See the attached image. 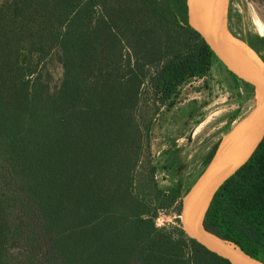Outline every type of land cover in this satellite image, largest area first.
Listing matches in <instances>:
<instances>
[{"label":"trees","instance_id":"obj_1","mask_svg":"<svg viewBox=\"0 0 264 264\" xmlns=\"http://www.w3.org/2000/svg\"><path fill=\"white\" fill-rule=\"evenodd\" d=\"M238 38L264 63V36ZM214 61L183 0H0V264H231L154 220L180 211L155 178L154 117ZM202 225L264 261V135Z\"/></svg>","mask_w":264,"mask_h":264},{"label":"rangeland","instance_id":"obj_2","mask_svg":"<svg viewBox=\"0 0 264 264\" xmlns=\"http://www.w3.org/2000/svg\"><path fill=\"white\" fill-rule=\"evenodd\" d=\"M224 1V15L221 3L211 4L212 14L234 39L242 43L238 37L248 33L264 36L262 0ZM45 67L48 83L54 88L62 76L56 54ZM224 68L214 61L206 75L192 77L179 86L174 103L160 106L151 126L149 156L156 167L155 178L161 187L177 193L180 209L182 196L204 167L211 148L248 111L261 110L253 89L234 82ZM154 220L158 227H181L180 211L175 207L159 211Z\"/></svg>","mask_w":264,"mask_h":264},{"label":"water","instance_id":"obj_3","mask_svg":"<svg viewBox=\"0 0 264 264\" xmlns=\"http://www.w3.org/2000/svg\"><path fill=\"white\" fill-rule=\"evenodd\" d=\"M188 20L213 55L238 79L250 85L261 102L260 117L231 131L216 145L209 161L181 198L180 223L184 233L231 264H264L232 241L219 238L202 225L204 213L221 183L242 165L264 135V63L242 41L234 39L212 19L197 0H183ZM244 51H241V46ZM242 49V50H243Z\"/></svg>","mask_w":264,"mask_h":264},{"label":"bare ground","instance_id":"obj_4","mask_svg":"<svg viewBox=\"0 0 264 264\" xmlns=\"http://www.w3.org/2000/svg\"><path fill=\"white\" fill-rule=\"evenodd\" d=\"M198 3L202 6V8H204L209 16L214 19L215 21H217L219 23V21L216 19V17L212 14V10H211V4H222V11H223V15H224V12H225V6H224V3L225 1L224 0H197ZM258 24V23H257ZM220 25V23H219ZM259 25V24H258ZM221 26V25H220ZM222 27V26H221ZM223 28V27H222ZM241 46V45H240ZM242 47V46H241ZM243 47L241 48V51H244ZM260 114H261V110H257V109H254V110H250L248 111L239 121L238 123L236 124V126L234 127L233 131H236L240 128H243L247 125H250L251 123H253L254 121H256L259 117H260ZM230 133V132H229ZM224 138V137H223Z\"/></svg>","mask_w":264,"mask_h":264},{"label":"flooded vegetation","instance_id":"obj_5","mask_svg":"<svg viewBox=\"0 0 264 264\" xmlns=\"http://www.w3.org/2000/svg\"><path fill=\"white\" fill-rule=\"evenodd\" d=\"M256 34H257V33H256ZM245 35L247 36V35H250V34L248 33V34H245Z\"/></svg>","mask_w":264,"mask_h":264}]
</instances>
